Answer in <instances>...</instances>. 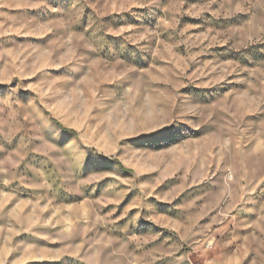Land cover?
Returning <instances> with one entry per match:
<instances>
[{"label":"rangeland","instance_id":"1","mask_svg":"<svg viewBox=\"0 0 264 264\" xmlns=\"http://www.w3.org/2000/svg\"><path fill=\"white\" fill-rule=\"evenodd\" d=\"M0 264H264V0H0Z\"/></svg>","mask_w":264,"mask_h":264},{"label":"trees","instance_id":"2","mask_svg":"<svg viewBox=\"0 0 264 264\" xmlns=\"http://www.w3.org/2000/svg\"><path fill=\"white\" fill-rule=\"evenodd\" d=\"M71 132H73V131H71Z\"/></svg>","mask_w":264,"mask_h":264}]
</instances>
